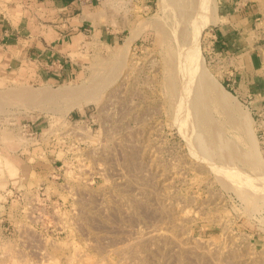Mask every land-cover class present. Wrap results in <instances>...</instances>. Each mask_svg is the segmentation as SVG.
Returning <instances> with one entry per match:
<instances>
[{
	"label": "rangeland",
	"instance_id": "1",
	"mask_svg": "<svg viewBox=\"0 0 264 264\" xmlns=\"http://www.w3.org/2000/svg\"><path fill=\"white\" fill-rule=\"evenodd\" d=\"M159 1L87 0V36L59 78L0 67V155L28 134L26 118L60 145L45 181L1 184L0 264H264V0H242L259 11V57L218 50L219 20L200 35L204 70L240 112L213 94L201 104L175 70V48L148 22ZM22 85L86 86L81 101L95 100L7 94Z\"/></svg>",
	"mask_w": 264,
	"mask_h": 264
},
{
	"label": "crops",
	"instance_id": "2",
	"mask_svg": "<svg viewBox=\"0 0 264 264\" xmlns=\"http://www.w3.org/2000/svg\"><path fill=\"white\" fill-rule=\"evenodd\" d=\"M5 1L6 11L0 23V67L14 66L24 76L34 69L31 76L38 79L49 77L50 71L57 69L51 77H61L70 67L65 57L74 49L75 38L87 36V0ZM220 3L219 25L213 33L218 50L237 58L259 57L262 44L259 31L254 28L259 19L257 5L242 0ZM262 13L261 4V16ZM29 120H23V127L29 132L18 136L16 150L0 155V186L10 182L13 185L16 179L20 184L27 181L25 178H29V186L41 183L47 178L48 167L53 168V153L58 152L60 145L53 138L38 137L39 124Z\"/></svg>",
	"mask_w": 264,
	"mask_h": 264
},
{
	"label": "bare ground",
	"instance_id": "3",
	"mask_svg": "<svg viewBox=\"0 0 264 264\" xmlns=\"http://www.w3.org/2000/svg\"><path fill=\"white\" fill-rule=\"evenodd\" d=\"M158 6L160 15L153 17V19H150L148 22L150 26L157 30V33L162 37L166 47L172 45L175 48V56L171 53L172 56H174L175 70H178L177 72L181 75L184 72L185 82L195 79L193 80L195 81L194 85L201 91V93H197L196 95L199 96L198 99L204 97L200 101L201 104L203 99L208 100L209 95L213 94L215 99L221 104L230 109L235 108L240 112L241 110H239L237 103L233 100L235 97L229 93L221 83H215L208 76L207 72L204 70L203 58L200 54L201 32L204 31L205 27L219 20L217 0H160ZM143 28V26H140L131 31L124 44L121 45L120 57H125L127 55L131 44L137 39ZM87 88L86 86L76 89L70 87L51 89L47 86L27 88V86L22 85L18 89L9 91L7 94L17 97L21 99V101L26 100V102H45L59 98H74L73 104L71 105V109H74L82 107L84 101L91 102L95 100L93 97H87L88 99L81 101V99H83L82 97L85 96L84 92ZM196 95L193 94V96H195L194 99L197 98ZM5 98L6 97L3 99ZM244 118L246 121L247 117L243 116V120ZM238 173L239 172H237V174Z\"/></svg>",
	"mask_w": 264,
	"mask_h": 264
},
{
	"label": "built area",
	"instance_id": "4",
	"mask_svg": "<svg viewBox=\"0 0 264 264\" xmlns=\"http://www.w3.org/2000/svg\"><path fill=\"white\" fill-rule=\"evenodd\" d=\"M74 122H77V120L73 121V122H70V124L72 125ZM78 123V122H77ZM39 188H41L40 190L43 189V185H41ZM36 190V187L34 189H32V192ZM41 193H43L42 191H39Z\"/></svg>",
	"mask_w": 264,
	"mask_h": 264
}]
</instances>
